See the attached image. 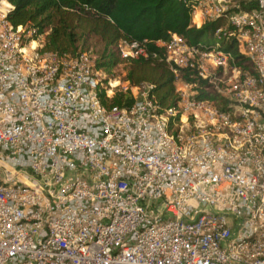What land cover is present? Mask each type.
I'll use <instances>...</instances> for the list:
<instances>
[{
	"label": "built area",
	"instance_id": "2783aa9c",
	"mask_svg": "<svg viewBox=\"0 0 264 264\" xmlns=\"http://www.w3.org/2000/svg\"><path fill=\"white\" fill-rule=\"evenodd\" d=\"M1 1L0 264H264V0H182L192 25L221 20L213 45L155 44L211 94L177 78L162 107L141 84L129 108L101 102L92 54L38 52Z\"/></svg>",
	"mask_w": 264,
	"mask_h": 264
},
{
	"label": "trees",
	"instance_id": "16d2710c",
	"mask_svg": "<svg viewBox=\"0 0 264 264\" xmlns=\"http://www.w3.org/2000/svg\"><path fill=\"white\" fill-rule=\"evenodd\" d=\"M1 1V0H0ZM11 5L6 17L13 26L34 30L38 52L74 57L92 52L94 65L109 77H119L111 95L99 92L106 108H129L134 97L130 86L150 85L149 93L162 106L176 104L177 78L192 85L197 97L209 96L205 80L188 68L174 67L165 61L164 48L156 41H167L170 34L180 35L187 45H213L212 34L222 25L212 20L199 26L190 23V8L182 0H4ZM146 40L147 57L122 58L119 40ZM220 47L230 52L243 70L253 72L248 60L238 53L235 42L221 38ZM154 53L155 56L151 54Z\"/></svg>",
	"mask_w": 264,
	"mask_h": 264
},
{
	"label": "rangeland",
	"instance_id": "374dc122",
	"mask_svg": "<svg viewBox=\"0 0 264 264\" xmlns=\"http://www.w3.org/2000/svg\"><path fill=\"white\" fill-rule=\"evenodd\" d=\"M1 6H3V7H5V4L4 3H1L0 4ZM89 53L90 54H92V52H90L89 51ZM104 78H106V75L104 76ZM115 79H119V77H109V79H108V81L106 82V90L108 91V90H110V93H109V95H111L112 94V92H113V90H114V88L117 86V85H121L120 83L121 82H118L117 80L116 81H114ZM121 87V86H120Z\"/></svg>",
	"mask_w": 264,
	"mask_h": 264
},
{
	"label": "crops",
	"instance_id": "0c3cea01",
	"mask_svg": "<svg viewBox=\"0 0 264 264\" xmlns=\"http://www.w3.org/2000/svg\"><path fill=\"white\" fill-rule=\"evenodd\" d=\"M1 2H5L6 3V1H1Z\"/></svg>",
	"mask_w": 264,
	"mask_h": 264
}]
</instances>
